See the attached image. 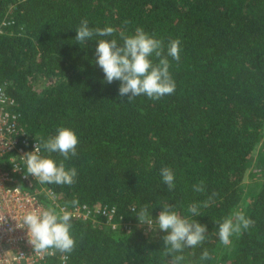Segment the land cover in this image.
<instances>
[{
	"label": "trees",
	"instance_id": "obj_1",
	"mask_svg": "<svg viewBox=\"0 0 264 264\" xmlns=\"http://www.w3.org/2000/svg\"><path fill=\"white\" fill-rule=\"evenodd\" d=\"M6 16L13 21L0 32V80L20 125L39 144L58 126L79 139L65 161L77 169L74 183L40 185L56 193L59 207L116 210L115 228L100 216L72 218L73 249H54L46 264H170L163 232L151 239L122 225L138 221L132 209L147 204L155 217L165 203L188 216L191 204L201 205L193 218L207 225L206 239L183 254L198 261L207 249L211 259L204 264H215L218 222L239 202L245 165L262 136L264 0H0V21ZM82 19L92 28L112 26L118 39L142 27L162 41V55L178 38L180 59L168 57L175 91L156 100L120 96V81H104L94 62L96 41L74 39ZM165 166L175 173L171 190L160 176ZM201 181L204 190L197 192L193 185ZM245 215L253 223L222 253L224 264H264V184Z\"/></svg>",
	"mask_w": 264,
	"mask_h": 264
},
{
	"label": "clouds",
	"instance_id": "obj_2",
	"mask_svg": "<svg viewBox=\"0 0 264 264\" xmlns=\"http://www.w3.org/2000/svg\"><path fill=\"white\" fill-rule=\"evenodd\" d=\"M115 31L110 25L92 28L87 19H82L75 29L74 39L79 44L96 41L94 62L102 70L104 81H120L119 94L127 95V99L144 95L156 100L173 93L176 83L169 71L168 57L177 61L180 59V40H170L167 55H162V41L142 27H137L132 34L120 32L119 39L113 36ZM154 56L159 58L158 62L153 61ZM78 143V136L72 128L58 126L54 134L42 139L32 151L24 154L27 173L40 184H73L77 169L66 167L65 161L76 154ZM53 153H58L63 160H57ZM160 176L169 190L175 186V173L170 167H162ZM193 188L197 192L203 191V181L193 185ZM71 203L76 205L78 201L73 199ZM207 203L205 201L203 206L207 207ZM200 207L198 203L191 204L188 208L191 216L179 214L173 205L167 203L160 207L155 217L147 204L132 210L142 224L164 233V255L171 256L170 264H204L211 259L207 249L201 252L198 261H185L183 254L185 248H196L206 239L207 225L193 218L201 215ZM72 216L73 213L65 208L33 207L23 215L20 225L27 229L29 242L35 250L45 252L55 249L67 253L75 245L70 231ZM252 223L243 211L224 217L218 222L219 241L229 245L234 234L247 229Z\"/></svg>",
	"mask_w": 264,
	"mask_h": 264
},
{
	"label": "built area",
	"instance_id": "obj_3",
	"mask_svg": "<svg viewBox=\"0 0 264 264\" xmlns=\"http://www.w3.org/2000/svg\"><path fill=\"white\" fill-rule=\"evenodd\" d=\"M12 21L8 16L4 17L0 21V32ZM19 117L15 100L8 94L5 82L0 80V264H46L56 251L35 250L29 242L27 229L20 225V221L33 207L45 208L42 199L54 204L58 210L65 207L56 204L57 195L53 190L40 185L27 173L23 156L39 142L36 136L29 135L20 125ZM65 209L73 213L74 219L95 220L96 216H100L103 224L112 228L118 225L113 222L114 207L83 203ZM122 225L126 229H140L143 224L138 220L122 222ZM58 256L61 263L67 259L63 253Z\"/></svg>",
	"mask_w": 264,
	"mask_h": 264
},
{
	"label": "rangeland",
	"instance_id": "obj_4",
	"mask_svg": "<svg viewBox=\"0 0 264 264\" xmlns=\"http://www.w3.org/2000/svg\"><path fill=\"white\" fill-rule=\"evenodd\" d=\"M45 83L44 77H39L37 80V87L40 88ZM264 169V125L262 128V136L260 141L254 146L251 151L250 157L245 165L244 176L240 184L241 197L239 202L234 206L232 214L237 211H243L244 213L250 208L252 201L256 193L260 190L264 184V174L262 170ZM231 214V215H232ZM97 220V217L95 218ZM100 222L103 223L100 219ZM108 228L107 225H104ZM152 227H155L153 223ZM141 230L147 232L151 239H156L161 235V231L156 228H149L146 224H143L140 228ZM238 234H234L231 237V243L229 245H224L220 242L218 249V257L215 264H224L221 255L225 251H229L233 246V241Z\"/></svg>",
	"mask_w": 264,
	"mask_h": 264
}]
</instances>
